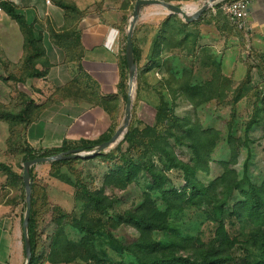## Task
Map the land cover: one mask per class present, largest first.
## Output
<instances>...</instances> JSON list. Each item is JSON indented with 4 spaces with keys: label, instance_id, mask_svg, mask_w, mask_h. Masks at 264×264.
I'll list each match as a JSON object with an SVG mask.
<instances>
[{
    "label": "rangeland",
    "instance_id": "1",
    "mask_svg": "<svg viewBox=\"0 0 264 264\" xmlns=\"http://www.w3.org/2000/svg\"><path fill=\"white\" fill-rule=\"evenodd\" d=\"M130 1L124 2L128 8L124 58L127 19L136 0ZM59 2L73 5V0H50L56 6ZM222 5L209 7L189 22L178 14H168L166 9L163 14H150L147 9L156 5L142 7L132 37L137 73L126 129L142 131V139L137 141V151L127 149L126 143L121 145L122 151L135 157L139 152L153 163L164 176V190L182 189L193 174L208 187L207 195L186 200L182 207L168 211L162 191L144 172L124 187L106 181L118 160L116 146L122 139L94 156L58 165L35 164L31 177L38 231L34 264H138L132 250L141 255L150 251L147 247L141 252V242H149L167 255L199 258L219 251L216 232L220 220L233 241L230 260L224 264H256L260 254L256 223L246 214L238 218L232 205L245 197L249 184L264 191V34L260 29H250L249 19L245 28L235 27ZM63 12L68 17L85 11L68 8ZM31 24L42 53V33ZM49 34L53 38L62 35L53 30ZM26 51L27 55L30 49ZM41 53L29 63L23 60V71L20 74L17 70L12 78L22 83L20 77L25 78L36 63L47 64L39 59ZM125 84L126 97L120 94L118 99L106 101L112 134L124 117L128 68ZM151 143L157 147L152 148ZM196 144L203 145L202 166L196 163ZM23 162L21 156L12 164L17 176L7 175L0 167V174L7 176L10 193L4 206L11 212L18 205V195L21 198L20 228L25 210ZM217 178L221 180L211 185ZM84 188L104 196L103 211H86L85 215L77 198ZM3 199L0 196V202ZM53 207L69 215L63 218L61 228L53 220ZM142 213H156L157 226L145 230L136 227L130 216ZM84 216L94 231L93 257L88 260L77 257L84 250L79 245L84 232L70 222L83 221ZM25 259L24 252L20 264ZM96 259L101 261L96 263Z\"/></svg>",
    "mask_w": 264,
    "mask_h": 264
},
{
    "label": "crops",
    "instance_id": "2",
    "mask_svg": "<svg viewBox=\"0 0 264 264\" xmlns=\"http://www.w3.org/2000/svg\"><path fill=\"white\" fill-rule=\"evenodd\" d=\"M10 1L41 31L39 59L47 63L34 65L32 70L42 71L40 77L28 76L30 70L20 77L22 83L12 78L25 67V38L18 23L0 8V114L17 115L0 116V163L16 172L12 164L23 156L25 146L48 149L96 140L109 129L112 120L105 105L111 95L121 96L118 84L128 8L126 0H73L76 9L85 12L66 17L50 0ZM159 8L147 10L165 13ZM248 19L250 29L264 34V0H253ZM52 30L62 35L53 38ZM6 177L0 174L4 198L0 202V264H20L24 254L18 224L21 198L18 195V205L11 212L4 206L10 195Z\"/></svg>",
    "mask_w": 264,
    "mask_h": 264
},
{
    "label": "trees",
    "instance_id": "3",
    "mask_svg": "<svg viewBox=\"0 0 264 264\" xmlns=\"http://www.w3.org/2000/svg\"><path fill=\"white\" fill-rule=\"evenodd\" d=\"M227 0H223L219 3H216L215 5L221 6L223 2ZM58 6H60L63 10H67L68 8L77 10L75 6L68 5L63 2L57 3ZM0 8L14 21H16L22 31V34L25 38V47L26 49H30V52L25 56L24 62L29 63L32 59H34L37 55H39L41 52L39 51L38 46V40L35 36L33 26L31 23H29L23 12L19 11L17 9V6L10 0H0ZM136 54V50L134 48V55ZM121 79L118 84V93L122 94V96L126 97L125 95V77L127 73V64L125 61V58L123 57L121 62ZM42 71L38 70H31L28 76L33 77L42 76ZM109 99H115L116 95H111L108 97ZM1 117L4 118H13L17 115H1ZM144 130H147L144 129ZM111 125L109 129L102 134L98 139L96 140H88V139H82L75 143H69V144H62L59 147L54 148H48V149H34L29 146H25L23 149V156L22 160L25 161L27 159H32L35 157H41V156H51L56 155L62 152H65L69 149L73 148H82L83 150H91L96 144L108 140L111 135ZM204 132V131H203ZM142 133V131L135 130V131H126L121 142L116 146V152L118 153V160L115 163V167L111 169L109 173H107V179L106 181H114L117 183L118 186H125L129 183H131L136 176L140 172H144L147 177L149 178L150 183L157 188L158 190L162 191L164 201L166 203V207L168 211L177 209L182 207V205L186 202V200L193 199L195 197H201L205 196L208 193V187L202 185L199 183L194 175L187 177V183L185 186L182 187V189H169L164 190V176L160 173V171L156 170L153 163L150 161L145 160V157L141 155L139 152H137L138 156L135 157V155L131 153H126L121 150V145L123 143L127 144V149H137L138 146V139H142L141 136H139ZM142 145H145L146 142L143 141L141 143ZM152 148H156L157 146L154 143H151ZM195 151H196V163L200 166L204 164V157L202 154L203 151V145L196 144L195 145ZM70 160H61V161H52L51 165H58L61 163H69ZM0 167L4 168L7 172V175L11 176H17L16 173H14L9 167L6 165L0 163ZM31 177H33L32 174V167L30 169ZM221 178H217L211 185L219 182ZM210 185V186H211ZM33 189V186H31ZM263 187L256 186L254 184H249L247 190L244 192V198L232 205V211L236 213V216L238 218L242 217L243 215H248L250 218L254 220L256 223V228L258 231L256 242L260 249V254L258 258L256 257V264H264V196H263ZM77 195V193H76ZM103 195L99 191H90L87 189L80 190V193H78V200L81 201L83 211L84 213L86 211H103L104 210V204H103ZM36 203L33 191H31V211H30V220H29V226H28V234L30 239V245H31V261L30 264H34V260L36 257V247H37V241H38V231L36 227V221L34 219V205ZM229 208L228 206H226ZM55 208L52 214H54L53 220L56 222L59 228L63 225V218L65 216L69 217L67 213H62L61 209L59 207H53ZM55 211H57V215L55 214ZM86 215V213H85ZM164 216V214H163ZM131 222L138 228H141V230L145 229H152L154 226H157L156 223L159 222L156 213L147 215V214H141L138 217L131 215L130 216ZM84 221V222H83ZM83 221L80 219H71L70 222L73 224L79 226V229L84 232L83 237L81 238L79 245H82L84 247V250L82 253L78 254L77 257L82 256L84 259H91L93 257V244L92 239L94 236V231L92 230L91 226L86 223V216H84ZM218 227H217V238L219 241L220 249L217 253L213 254H207L203 255L199 258H192L189 256H181V255H174V254H165L164 252H161L159 249L155 248V245L150 244L149 242H141L138 243V246H140L141 252L143 251V248H150V251L146 254H139L132 250L134 253L138 264H224L230 260V248L233 246V241L229 236V233L225 229V226L223 224V221H218ZM74 224V225H75ZM61 232V230H60ZM54 243H57V239L53 241ZM65 245L68 243V240H64ZM79 245H74L73 247H79ZM115 245V243H113ZM159 251V253H156ZM84 254V255H83ZM101 260L96 259V263H99Z\"/></svg>",
    "mask_w": 264,
    "mask_h": 264
},
{
    "label": "water",
    "instance_id": "4",
    "mask_svg": "<svg viewBox=\"0 0 264 264\" xmlns=\"http://www.w3.org/2000/svg\"><path fill=\"white\" fill-rule=\"evenodd\" d=\"M219 1L222 0H210L209 3L212 5ZM210 4L205 3L196 12L188 15L182 10V7L180 5L174 4L172 2H168L164 0L135 1L129 19V23L126 31V39H125V61L128 68V93H127L125 111H124V117L122 123L118 126V128L115 130V132L111 135V137L108 140L96 144L91 150H83L82 148H73L56 155L35 157L32 159H27L23 162L22 181L25 192V198H24L25 210L22 220V234H23L24 252L26 257L24 264H30L31 255H32L30 239L28 234V226H29L30 211H31V173H30L31 167L35 164L42 162L69 160L77 157L97 155L102 151H105L108 148L113 147L115 144H117L123 138L126 132L131 116V106H132L131 88H132V83L135 82L136 73H137V65L135 62L132 37H133L134 27L137 20L139 19L142 7L147 5H156L161 8L170 10L171 11L170 14H178L182 16V18L186 22H189L196 19L204 10L208 9L210 7Z\"/></svg>",
    "mask_w": 264,
    "mask_h": 264
},
{
    "label": "built area",
    "instance_id": "5",
    "mask_svg": "<svg viewBox=\"0 0 264 264\" xmlns=\"http://www.w3.org/2000/svg\"><path fill=\"white\" fill-rule=\"evenodd\" d=\"M172 3H190L195 4L197 6V10L202 7L203 4L209 3L210 0H164ZM223 1V0H222ZM48 2V1H47ZM221 2V1H219ZM217 2V3H219ZM253 0H227L223 2L222 7L229 15L231 22L237 27L238 29L245 28V22L249 16V7ZM214 4H210V7H213Z\"/></svg>",
    "mask_w": 264,
    "mask_h": 264
},
{
    "label": "bare ground",
    "instance_id": "6",
    "mask_svg": "<svg viewBox=\"0 0 264 264\" xmlns=\"http://www.w3.org/2000/svg\"><path fill=\"white\" fill-rule=\"evenodd\" d=\"M182 7V10L187 13L188 15L192 14L190 13L191 10H194L197 8L196 5H192V4H188V5H185V6H181ZM165 9V8H164ZM168 11V14L171 13L170 10L166 9ZM133 89H134V82L132 83V88H131V92H133Z\"/></svg>",
    "mask_w": 264,
    "mask_h": 264
}]
</instances>
